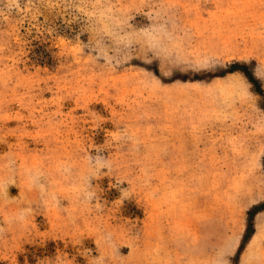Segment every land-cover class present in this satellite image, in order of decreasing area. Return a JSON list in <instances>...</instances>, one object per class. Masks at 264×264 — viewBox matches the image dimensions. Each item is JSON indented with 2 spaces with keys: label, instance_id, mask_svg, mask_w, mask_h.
Wrapping results in <instances>:
<instances>
[{
  "label": "rangeland",
  "instance_id": "374dc122",
  "mask_svg": "<svg viewBox=\"0 0 264 264\" xmlns=\"http://www.w3.org/2000/svg\"><path fill=\"white\" fill-rule=\"evenodd\" d=\"M0 264H264V0H0Z\"/></svg>",
  "mask_w": 264,
  "mask_h": 264
},
{
  "label": "trees",
  "instance_id": "16d2710c",
  "mask_svg": "<svg viewBox=\"0 0 264 264\" xmlns=\"http://www.w3.org/2000/svg\"><path fill=\"white\" fill-rule=\"evenodd\" d=\"M235 69H241V71H242L244 74L247 75V72L245 71V69L242 68L241 66H239L236 62L230 65L229 71H232V70H235ZM247 76H248V75H247ZM241 244H243V241H242ZM241 246H242V245H241Z\"/></svg>",
  "mask_w": 264,
  "mask_h": 264
}]
</instances>
